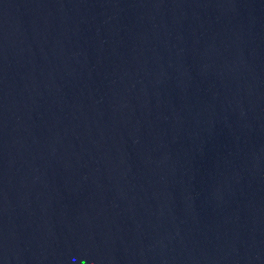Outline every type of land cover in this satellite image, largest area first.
<instances>
[{
	"label": "water",
	"instance_id": "1",
	"mask_svg": "<svg viewBox=\"0 0 264 264\" xmlns=\"http://www.w3.org/2000/svg\"><path fill=\"white\" fill-rule=\"evenodd\" d=\"M0 264H264V0H0Z\"/></svg>",
	"mask_w": 264,
	"mask_h": 264
}]
</instances>
